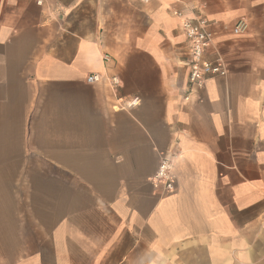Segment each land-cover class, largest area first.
<instances>
[{
  "label": "crops",
  "instance_id": "obj_1",
  "mask_svg": "<svg viewBox=\"0 0 264 264\" xmlns=\"http://www.w3.org/2000/svg\"><path fill=\"white\" fill-rule=\"evenodd\" d=\"M0 264H264V0H0Z\"/></svg>",
  "mask_w": 264,
  "mask_h": 264
},
{
  "label": "built area",
  "instance_id": "obj_2",
  "mask_svg": "<svg viewBox=\"0 0 264 264\" xmlns=\"http://www.w3.org/2000/svg\"><path fill=\"white\" fill-rule=\"evenodd\" d=\"M41 3V1L39 2ZM181 16V13H175ZM243 25L239 23L235 28V33L240 34ZM187 42L189 43V88L193 93L196 88L204 86L205 81L214 76L222 75L225 69V63L221 56L215 61L205 60V54L213 44V33L210 31L209 21L204 15H198L194 18H185L180 26ZM101 76L92 75L88 77V83L100 81ZM117 85L118 81L113 80ZM156 182L163 185L164 190L171 193L175 190V182L172 174V164L170 160L164 159L156 174Z\"/></svg>",
  "mask_w": 264,
  "mask_h": 264
}]
</instances>
